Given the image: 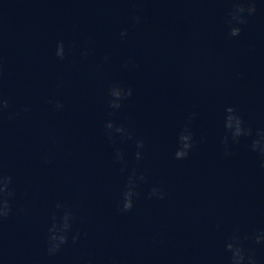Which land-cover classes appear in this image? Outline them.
I'll list each match as a JSON object with an SVG mask.
<instances>
[{"label":"water","instance_id":"95a60500","mask_svg":"<svg viewBox=\"0 0 264 264\" xmlns=\"http://www.w3.org/2000/svg\"><path fill=\"white\" fill-rule=\"evenodd\" d=\"M234 3L0 0V211L11 205L0 257L232 264L233 242L264 264V156L252 148L264 132V0L230 37ZM114 86L132 90L118 109ZM228 107L252 129L238 142ZM186 126L193 147L177 159ZM54 225L67 242L49 254Z\"/></svg>","mask_w":264,"mask_h":264},{"label":"clouds","instance_id":"9594fccd","mask_svg":"<svg viewBox=\"0 0 264 264\" xmlns=\"http://www.w3.org/2000/svg\"><path fill=\"white\" fill-rule=\"evenodd\" d=\"M257 11V4L256 0H235L234 7L232 11L230 12L231 19L228 20V24L230 26L229 28V36L230 37H238L241 35L242 28L238 25H244L247 23L246 17L243 15L244 13L248 14H255ZM137 22H139L140 18L136 17ZM122 36L127 35V30L121 33ZM64 44L63 41L59 42L58 44V50H57V56L60 59L64 58ZM2 71V69H0ZM110 95L112 96L111 106L114 109H118L121 107V103L124 99H126L128 96L132 95V90H124L120 86H114L110 89ZM8 101L0 99V110L2 108H7ZM63 105L60 102H57L56 108L60 109ZM227 117L225 126L226 128L232 132L233 139L237 142L239 141L240 137L244 135H251L252 129L248 128L245 129L244 127V121L243 119L237 115V110L234 107H228L226 109ZM195 115V114H193ZM11 118V117H10ZM106 129L112 130L115 129L116 133H124L126 130L123 126H116L114 121H109L105 125ZM258 136L260 138L254 140L252 144V148L254 151H260L261 155L264 156V148L261 147L262 144H264V132L258 133ZM193 136L191 131L188 129V127H185V130L181 133L179 137V143L180 147L177 149L175 156L177 159H184L189 155L190 149L193 147ZM226 142V140H225ZM138 147H143V142H138ZM229 153H225V155H228ZM137 160L141 158V153L137 152ZM117 160H123L122 154H117ZM134 176L129 179V185L127 190L124 193V201H123V207L121 211L123 212H129L132 210L134 206V197L138 195V193L135 191L134 187ZM140 179H144L143 176L140 177ZM8 182H10V178H8ZM5 190H7V184H5ZM152 195H160V198H164L163 193H158V189L153 188ZM11 213V205L7 199L3 200V211H0V219L7 217ZM71 227V225L68 223V217H65V223L63 225V229L67 230ZM52 235L50 237V246H49V254H55L60 247L67 242V236L66 235H58L59 226L54 225L53 228L50 230ZM264 239V237H257V240ZM227 250L232 252V264H245L247 261V264H257V261L254 257L247 256L242 246H238L236 243L230 242L227 244Z\"/></svg>","mask_w":264,"mask_h":264}]
</instances>
